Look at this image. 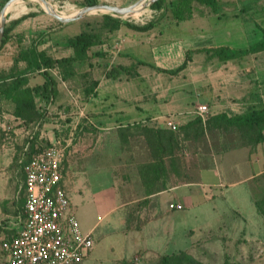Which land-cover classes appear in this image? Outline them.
<instances>
[{
	"label": "rangeland",
	"instance_id": "rangeland-1",
	"mask_svg": "<svg viewBox=\"0 0 264 264\" xmlns=\"http://www.w3.org/2000/svg\"><path fill=\"white\" fill-rule=\"evenodd\" d=\"M6 1L0 0V10ZM47 1L58 12L69 15L86 5H91L92 0ZM96 1L98 3L130 6L138 0ZM21 3L27 9L18 15H14L12 12L8 13L6 25H10L11 21L23 15L35 13V15L24 19L21 24L23 45L27 46L39 32L45 31L50 37L46 47L54 55L67 53L65 51L67 47L63 46L62 48L60 41L79 34L83 30L96 32L107 42L109 31L104 26V14H110L137 25H143L151 20L155 21L154 28L138 35L142 41L147 39L158 47L174 42L181 36L184 37L185 33H190L189 31H193V35L190 37L195 42V33L201 29L198 24L201 23L198 16L208 18L207 21L210 23L215 20L212 17H216L213 15L214 13H211L212 11L208 6L194 1L192 3L193 17L188 20V23L182 24L175 20L170 6L162 16L163 10L153 9L149 6L139 17L131 15L120 17L112 13L98 11L70 23H61L45 12L40 2L21 0ZM219 3L221 8L218 13L228 12L231 17L233 15L236 17L230 18L228 24L230 30L234 27L235 40L238 41L239 36H243L242 33L246 36V42L253 43L261 37V30L256 27V23L264 26V0H219ZM243 6L246 7V12L241 10ZM240 26L243 29H240ZM120 28H123L124 31L130 30L125 25ZM9 43L10 41L2 47L0 55L16 48L15 42L11 45ZM148 46L145 44L139 49L133 50L135 53L138 52V54L148 58ZM112 55L110 54L109 58ZM163 55L164 53L160 52V56L163 57ZM6 58L9 57L5 55L0 60L1 65L7 64L9 60ZM78 63L77 70L81 74L77 79V84L70 82L73 84L66 86L58 75L59 69L52 70L62 92L58 102H54V100L46 103L39 98L36 99L38 107L44 111V116L38 121L39 124L36 128L30 125L27 126L29 130L24 127V131L18 133L13 131L15 128L10 121L11 129H5L6 131L0 135V148L2 149V145H4V148L7 149V155L10 157L6 169L2 168L0 162V195L4 192L8 194L7 197H0V211L3 214L0 215V244L2 234L11 232L9 227L14 225L13 222L21 205L19 186L22 183L23 175L20 159H26L28 156V152H23L24 145L29 142V145L33 146L34 149L36 147L44 148L52 142L58 141L66 146L65 168L68 171V178L71 182L74 180L73 184L79 182H77L79 185L77 192L80 196L72 203L79 223L84 229L97 225L93 233V250L80 264H122L123 260H130L137 264H157L161 255L153 252H148L145 255L144 253L141 255L137 253V256L123 258L131 256L129 253L132 243L130 235L134 231L133 228L139 229L147 217H142L144 218L142 220L139 216L133 215L131 210L127 211L126 214L118 215L119 212L117 211L104 216L107 211L104 199L107 197L114 200L113 203L119 204L134 197L132 194L137 192V186L132 184V181L138 178L140 171L144 174V166L152 163L154 157L160 154L151 144L152 142L147 140L142 133V126L166 127L162 123L168 116L155 121L129 123L122 127H116L114 124L108 130H101L91 125L86 122V110L83 109L86 98L83 87L85 83L92 82V75L83 72L86 64ZM160 63H164V61L162 60ZM246 63L244 67L236 66V70H234L239 74L238 79H242V81L246 80L247 77L242 71L243 68L246 71L249 69V63ZM105 66L106 64L99 68L98 76H103ZM132 67H134L136 75L123 73L114 83H121L128 85V87L134 83L131 89L133 91L138 90L140 104L145 106L151 104L154 110H160L166 106V101L171 97H181V105L192 109L194 104L205 99L204 96H201L199 86L193 83L210 81L209 71H196L194 66L190 71L182 70L177 75H172L159 72L154 67L147 68L137 63L133 64ZM204 75L205 79H203ZM186 83L192 84L187 85ZM131 89H127L128 92ZM124 92V88H122L121 94H125ZM145 109L144 107V110L140 111V116L145 117ZM149 114L148 112L146 116ZM207 115L209 117L210 112ZM172 119L174 120V118ZM176 124L177 128L172 130L175 138L172 155L164 158L163 166L165 169L160 170V172L158 170L157 187H161L162 181L166 184H175L181 180L196 178L199 170L208 166L213 151L232 147L238 143L236 139L240 138L241 143L250 141L254 136L252 133L235 130L233 127L211 130L209 127L202 132L194 128L183 130L181 128L183 123ZM246 169L247 167L243 168V176ZM238 176L241 177L242 175ZM151 180L152 175L145 179L147 183ZM227 182L228 180L225 181V183ZM144 188L146 189V187ZM226 190L228 207L219 216L195 211L196 216L191 215L189 219H185L184 212L173 213L181 215L178 224L182 230L181 232L177 231L175 236L173 235L174 237L171 238L170 244L165 250L167 254L185 251L202 264H264V215L258 211L254 203L255 198L262 199L264 197V173L250 183L227 186ZM185 228H187V233L184 231ZM199 228L203 230V233L190 239L189 231L195 232ZM191 241H193V245L188 246Z\"/></svg>",
	"mask_w": 264,
	"mask_h": 264
},
{
	"label": "crops",
	"instance_id": "crops-1",
	"mask_svg": "<svg viewBox=\"0 0 264 264\" xmlns=\"http://www.w3.org/2000/svg\"><path fill=\"white\" fill-rule=\"evenodd\" d=\"M244 12H246L245 8ZM211 13L213 14L214 12L212 11ZM224 13V15L214 13L213 15H216V17H212V19H215L212 23L207 21L208 18H201L198 16V20L201 22L198 24L201 26V29L197 30L195 33V42L192 41L190 37L193 35V31H189L190 33H185L184 37L181 36L176 41L160 47L155 46L154 43L149 42L147 39L142 41L138 34H143L144 32L131 29V31L129 29L124 31L123 28L109 32L108 41L105 42L102 38L103 42L101 44L94 45L91 48V51L89 52L91 58L83 62L86 64L83 72H88L87 74L92 75V80L98 82L96 85H93V88L91 87V83H85L83 87V91L86 95L83 106V109L86 110V122H89L91 125L101 130H108L111 128L110 126H113L114 124L116 127H122L129 123L133 124L139 121H155L154 119L157 120L164 116L174 118V120L171 119L175 123L186 124L196 117V107L200 104L207 105L211 115L226 113L228 116H231L245 113L251 109L264 108V50L254 54H248L242 59L229 60L227 62H221L217 58H209L205 51L194 52L184 70L190 71L195 66L196 71H209L210 81L206 80L207 83H193L199 86L201 89V96H204L205 99L202 100V102L194 104L192 109L181 105V97H171L166 101V106L163 109L154 110V108L151 107V104L146 106L140 104L138 90L133 91V89H131L134 83H131L132 85L128 87V85L114 83L117 82L120 77L113 79L106 76V71L112 64L133 66L138 60H142L155 64L157 67L171 69L179 66L184 61L187 49L217 45L242 48L248 46L249 44L247 43L251 44L249 41L246 42V36H244L245 34L243 33V36H239L238 41L235 40L233 34L234 27L230 30L228 24L230 18L236 17L235 15L231 17L228 12ZM188 20L180 22L181 24L184 22L188 23ZM23 21L17 24L12 30L9 45L14 42L17 44L18 39L21 38V46H24L22 37L23 28L21 25ZM257 24L260 25L259 23H256V25ZM260 26L264 28V26ZM239 28L243 29L242 26ZM65 39L66 38L60 41L62 48ZM49 40L50 37L48 36L47 41L39 45L38 48L46 50L52 57L69 56L72 54L71 48H67V50H65L67 53L65 54H51V50H48L46 47L48 46ZM145 44L149 45L148 58L138 54V52L135 53L133 50L135 48L139 49L140 46H144ZM15 51L16 49L14 48V50L12 49L9 52H3V55H0V60H2L5 55L9 57L6 58L9 60L6 65L0 64V75L9 74L25 67V62L20 61L15 63L13 61L12 55ZM97 51H100L102 55L95 54L92 56V54ZM160 52L164 53L163 57L160 56ZM110 54H113L111 58H109ZM162 60L164 63H160ZM245 63H249L248 71H246L245 68L242 70L244 75H247V83L244 77L243 81L242 79H238L239 74L234 71L236 70V66L244 67ZM77 64L79 63H75L76 74L72 78L65 81L61 79L66 86L73 84L70 82L77 84V79H79L81 74L80 71L77 70ZM105 64L106 66L103 76H98L97 72L99 71V68ZM141 66L150 68V65L146 64ZM252 74L253 76H251ZM205 78L204 75L203 79ZM43 81V76L36 72L29 75L28 85H41ZM186 84L190 85L192 83ZM122 88H124L125 94H121ZM127 89L131 90L128 92ZM61 92L60 85L58 84V94L54 99V102H58ZM14 107L15 105L11 100L3 99L0 111V135L3 131H6L5 129H11L10 121H12L13 128H15L13 131H17L18 133L24 131V127L29 130L27 126L31 125L33 128L38 126L39 122L26 124L22 119L16 117L13 113ZM144 107L146 108L145 113L148 114L149 112L150 114L147 116L144 114L145 117H142L140 116V111H143ZM233 129L238 130L234 127ZM261 131L264 134V128H262ZM236 141L238 143H235L232 147L213 151L208 166L201 168L197 177L194 179L181 180L175 184H166L162 181L163 183H160L161 187H157L158 179H152L149 183L146 181L144 182L143 174L140 171V174L138 173V178L132 181V184L137 186V192L132 194L134 197L131 200L127 201L126 199V201L117 204L113 203L114 200L105 197L104 205L106 206L105 208L107 211L104 213V216L108 213L117 211L119 212L118 215L126 214L127 211L131 210L133 215L139 216L142 220L144 219L142 217H147L139 229L133 228V233L131 235L129 233L130 238L132 239L130 245L131 250H129L131 256L123 258L137 256V253L140 255L142 253L145 255L148 252L158 253L159 255L167 254L165 250L170 244L171 238L175 236L174 234H176L177 231L181 232L182 230L178 224L181 215L173 213L182 211L185 213V219H189L191 215L196 216L195 211L202 214L209 213L208 215L211 216H219L221 215L220 213L228 207L227 186H235L245 182L250 183L264 173V139L257 143L251 141L240 143V138L236 139ZM6 151L7 149L2 145V149L0 148V162L3 169H6V166L10 161V157L7 155ZM245 167H247V169L243 176V168ZM22 175L24 180L23 172ZM238 175L242 176L239 177ZM23 180L19 186L21 205L17 211L15 221L13 222L14 225L9 227L11 230L10 233L2 234L1 240L4 237L15 234L19 228L17 217L22 212L24 201V191L22 188ZM227 180L228 182L225 183ZM73 182L74 180L71 182L68 178V171L65 168L64 187L70 196L72 203H74V201L80 196L77 192L79 182L77 181L78 183L76 182V184H73ZM143 185H145L144 187H146V189ZM150 187H152L153 190L149 192L145 191L149 190ZM7 195L8 194L4 192L0 197H7ZM171 203H180L183 205V208L180 210L170 209L169 204ZM0 215H3L1 211ZM96 227L97 225H94L88 229H82L86 232L92 231L94 233ZM186 229L187 228H185L184 231L187 233ZM200 233H203V230L200 228L195 232L189 231V234H191L189 235L190 239H193L194 237L196 238ZM192 242L193 241L189 242L191 244L188 243V246L193 245ZM1 256V264H3L4 256L2 251Z\"/></svg>",
	"mask_w": 264,
	"mask_h": 264
},
{
	"label": "trees",
	"instance_id": "trees-1",
	"mask_svg": "<svg viewBox=\"0 0 264 264\" xmlns=\"http://www.w3.org/2000/svg\"><path fill=\"white\" fill-rule=\"evenodd\" d=\"M194 1L208 6L214 13H218L221 8L219 0H171L169 2L166 0H157L151 5V8L163 10L161 13L162 16L170 6L173 17L177 22H180L192 18V3ZM96 3H98L96 0H92L90 2V4ZM244 8L246 9V7L243 6L241 10H244ZM219 14L224 15L225 13L220 12ZM32 15H35V13L23 15L11 21L10 25L5 26L0 50L10 41L11 32L14 27ZM103 17L105 20L104 26L109 32L119 29L122 25H125L135 31L144 32L151 30L156 25V22L153 20L143 25H137L119 17H113L110 14H104ZM256 26L261 30V37L246 47L234 48L227 45H217L187 49L184 61L179 66L171 69L157 67L152 63L142 60H138L136 63L138 65H150L156 68L159 72L177 75L187 67L192 54L197 51H205L209 58H217L221 62L242 59L248 54H254L264 50V28L258 24ZM47 37V32H39L27 46H21L22 39L19 38L17 44H15L16 51L12 55L13 61L15 63L23 61L25 62V67L9 74L0 75V111L3 99H9L15 105L13 111L14 115L22 119L26 124L38 122L44 116V111L37 105V98L48 103L54 101L58 94L57 79L52 70L59 69L58 75L64 81L72 78L76 74L75 63L87 61L91 58V55L89 54L91 48L94 45L101 44L103 42L102 37H100L98 33L83 30L79 34L66 38L63 42L64 47L72 49L71 55L52 57L46 50L38 48L39 45L47 41ZM95 54L102 55L100 51L92 54V56ZM133 68L134 67L132 66L112 64L106 71V76L116 79L123 73L136 75L137 73L134 72ZM36 72L43 76L44 81L41 85L29 86V75ZM97 83V81L92 80L91 87L93 88V85H96ZM229 127H234L247 133H252L254 136L252 135L253 137L250 141L253 143L263 140L264 134L261 130L264 128V108L251 109L245 113L231 116H228L226 113H219L210 115L205 121H203L200 116H196L194 119L184 124L181 128L183 130L194 128L203 132L208 128L211 130L218 128L227 129ZM142 133L147 140L152 142L151 144L155 147L158 153L160 152V154H157V156L154 157V161L152 163L144 166L145 173L143 174V181H145V179L150 175H152L153 180H156L160 170H164V158L172 155V146L175 140L174 133L172 129L167 127H149L145 125L142 126ZM30 149L31 151H34L33 146H30ZM151 190H153L152 187L149 188L148 192ZM254 203L258 211L264 215V197L262 199L255 198ZM122 264L137 263L130 260H123ZM157 264L202 263L187 252L180 251L178 253L161 255Z\"/></svg>",
	"mask_w": 264,
	"mask_h": 264
},
{
	"label": "built area",
	"instance_id": "built-area-1",
	"mask_svg": "<svg viewBox=\"0 0 264 264\" xmlns=\"http://www.w3.org/2000/svg\"><path fill=\"white\" fill-rule=\"evenodd\" d=\"M195 113L205 121L209 108L200 104ZM164 123L177 128L170 117ZM23 150L28 152L26 159H20L23 207L18 230L1 240L3 264L82 263L93 250L94 238L92 231L82 229L64 187L66 146L57 141L31 151L28 142ZM169 208L180 210L183 205L171 203Z\"/></svg>",
	"mask_w": 264,
	"mask_h": 264
},
{
	"label": "water",
	"instance_id": "water-1",
	"mask_svg": "<svg viewBox=\"0 0 264 264\" xmlns=\"http://www.w3.org/2000/svg\"><path fill=\"white\" fill-rule=\"evenodd\" d=\"M16 1L17 0H7L0 10V44L4 36L8 10L11 4H13ZM40 1L43 3V5H45V7H47V10L45 9L46 13H48L49 15H51L61 23H70L84 17L87 14L98 11L112 13L120 17L129 16L132 13L146 9L157 0H138L136 3L130 6H119V5H112V4L99 2L96 4L86 5L69 15H64L58 12L57 10L53 9L51 4L47 0H40Z\"/></svg>",
	"mask_w": 264,
	"mask_h": 264
},
{
	"label": "bare ground",
	"instance_id": "bare-ground-1",
	"mask_svg": "<svg viewBox=\"0 0 264 264\" xmlns=\"http://www.w3.org/2000/svg\"><path fill=\"white\" fill-rule=\"evenodd\" d=\"M38 2H40L44 8V10L46 9L47 10V7H45V5H43V3L40 1V0H36ZM75 5V4H74ZM52 6V5H51ZM62 8V7H61ZM27 9V7L21 3V0H18L16 2H14L13 4H11L9 10H8V13L12 12L14 15H18L19 13H22L24 12L25 10ZM54 9V8H53ZM74 9V8H73ZM45 10V11H46ZM65 10V9H64ZM146 11V9H143V10H140V11H137L135 13H132L131 16H134V17H139L140 15H142L144 12ZM150 11V10H149ZM148 11V12H149ZM74 13V12H73ZM64 15H67L65 13H62ZM152 14V13H151ZM17 17V16H16ZM141 21V20H140ZM149 23V22H147ZM140 24V23H138Z\"/></svg>",
	"mask_w": 264,
	"mask_h": 264
}]
</instances>
